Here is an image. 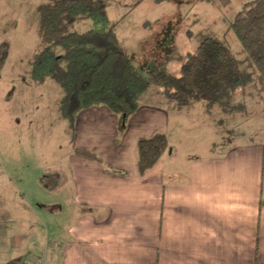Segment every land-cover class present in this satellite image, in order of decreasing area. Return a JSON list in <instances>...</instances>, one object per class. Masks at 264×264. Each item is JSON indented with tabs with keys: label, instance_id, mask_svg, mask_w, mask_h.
<instances>
[{
	"label": "crops",
	"instance_id": "crops-1",
	"mask_svg": "<svg viewBox=\"0 0 264 264\" xmlns=\"http://www.w3.org/2000/svg\"><path fill=\"white\" fill-rule=\"evenodd\" d=\"M146 39L131 52L144 54ZM152 46L160 49L159 37ZM146 65L141 63V70ZM241 89L230 99L233 108L244 109L232 102ZM200 102L178 106L165 95L161 102L160 91L150 86L124 128L105 106L77 114L75 141L59 185L62 205L40 206L60 217L59 236L51 240L62 248L50 251L46 264H264V207H259L264 199V130L255 140L222 147L209 142L206 151L204 145L198 152L182 153L172 145L183 137L176 117ZM207 105L201 106L202 115L213 125L215 105ZM156 132L167 137L168 150L139 176L136 142ZM74 150L92 152L102 163L79 158ZM4 211L0 208V241L16 242L9 256L0 249V264H29L50 241L21 254L17 226L5 224Z\"/></svg>",
	"mask_w": 264,
	"mask_h": 264
},
{
	"label": "rangeland",
	"instance_id": "rangeland-1",
	"mask_svg": "<svg viewBox=\"0 0 264 264\" xmlns=\"http://www.w3.org/2000/svg\"><path fill=\"white\" fill-rule=\"evenodd\" d=\"M250 1L230 0L223 5L219 0H105L108 19L125 50L131 53L134 65L141 70V63H147L145 75L163 70L179 77L181 66L205 38L230 48L245 83L232 102L244 104V109L229 106L222 110L215 105L212 125L202 115L201 106L209 107L206 102L186 107L176 117H180L177 128L183 137L179 142L172 140L182 153L198 152L209 142L222 147L231 141L255 140L258 132L263 133L264 80L249 65L236 35L228 29L236 13ZM46 2L0 0V194L5 200L0 202L5 207L0 208L5 210V224L17 226L21 254L27 249L37 250L46 240L50 241L47 246L59 236V214L52 215L40 206L62 205L59 185L62 175L66 176L64 163L75 141V126L73 133L69 132L59 116L61 89L51 80L40 86L30 80L31 59L40 47L38 8ZM91 28L92 21L81 20L73 23L70 31L81 33ZM165 34H169L168 39ZM158 37L160 49H154ZM144 38L149 44L144 54L141 50L131 52ZM151 88L160 91L162 102L163 87ZM121 122L118 124L124 128L126 123ZM206 146L202 150H208ZM15 242L3 237L0 249L9 256L7 252ZM4 260H8L6 255Z\"/></svg>",
	"mask_w": 264,
	"mask_h": 264
},
{
	"label": "trees",
	"instance_id": "trees-1",
	"mask_svg": "<svg viewBox=\"0 0 264 264\" xmlns=\"http://www.w3.org/2000/svg\"><path fill=\"white\" fill-rule=\"evenodd\" d=\"M227 5L230 0H219ZM40 47L30 63V80L40 86L51 80L61 89L59 116L74 131L77 114L93 106H105L122 125L138 108L140 96L152 85L163 87L167 99L178 106L203 101L222 110L245 83L230 48L212 38L203 39L181 66L180 76L165 71L145 75L122 50L108 19L105 0H47L38 8ZM90 20L93 28L72 32L73 23ZM247 61L264 80V0L245 3L229 27ZM57 49H61L58 54ZM168 150L160 132L136 142V168L146 174ZM79 158L102 160L94 153L74 150ZM259 207H264L260 199Z\"/></svg>",
	"mask_w": 264,
	"mask_h": 264
},
{
	"label": "built area",
	"instance_id": "built-area-1",
	"mask_svg": "<svg viewBox=\"0 0 264 264\" xmlns=\"http://www.w3.org/2000/svg\"><path fill=\"white\" fill-rule=\"evenodd\" d=\"M60 242L54 240L49 245L45 246L44 249L30 258L29 264H46V256L50 251H61Z\"/></svg>",
	"mask_w": 264,
	"mask_h": 264
}]
</instances>
